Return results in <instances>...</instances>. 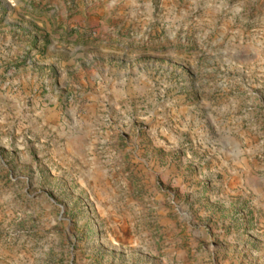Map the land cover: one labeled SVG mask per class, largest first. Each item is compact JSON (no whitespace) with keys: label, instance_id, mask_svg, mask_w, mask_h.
<instances>
[{"label":"rangeland","instance_id":"obj_1","mask_svg":"<svg viewBox=\"0 0 264 264\" xmlns=\"http://www.w3.org/2000/svg\"><path fill=\"white\" fill-rule=\"evenodd\" d=\"M0 264H264V0H0Z\"/></svg>","mask_w":264,"mask_h":264}]
</instances>
